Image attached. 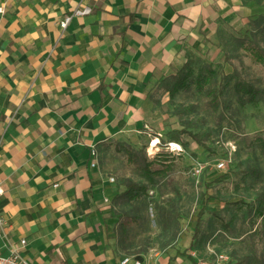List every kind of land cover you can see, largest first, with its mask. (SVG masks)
Returning <instances> with one entry per match:
<instances>
[{
    "label": "crops",
    "instance_id": "crops-1",
    "mask_svg": "<svg viewBox=\"0 0 264 264\" xmlns=\"http://www.w3.org/2000/svg\"><path fill=\"white\" fill-rule=\"evenodd\" d=\"M0 5V244L26 239L31 264H120L110 238L117 191L99 160L92 165V149L148 138L152 87L191 53L221 61L253 9L247 0ZM85 6L91 12L61 30L60 20Z\"/></svg>",
    "mask_w": 264,
    "mask_h": 264
},
{
    "label": "rangeland",
    "instance_id": "rangeland-1",
    "mask_svg": "<svg viewBox=\"0 0 264 264\" xmlns=\"http://www.w3.org/2000/svg\"><path fill=\"white\" fill-rule=\"evenodd\" d=\"M223 50L218 62L191 53L152 87L156 121L143 133L148 138L96 148L101 169L115 179L110 238L122 256L147 264H264V63L257 60L264 16L250 19ZM238 82L256 95L239 92ZM173 143L182 148L171 151Z\"/></svg>",
    "mask_w": 264,
    "mask_h": 264
},
{
    "label": "built area",
    "instance_id": "built-area-1",
    "mask_svg": "<svg viewBox=\"0 0 264 264\" xmlns=\"http://www.w3.org/2000/svg\"><path fill=\"white\" fill-rule=\"evenodd\" d=\"M4 12H5V6L0 5V13H4ZM90 12H91V8L89 6H85L84 8H80V7L76 8L73 14L66 15L63 19L60 20L59 25H60L61 30L64 31L68 27L74 15L87 14ZM175 147L176 146H170V150L176 151ZM177 147H179V149L182 148L181 145H178ZM91 155L93 157L92 165L95 166L98 160L97 150L93 148ZM224 164L225 163L222 161L218 164V167L221 168L224 166ZM201 169L198 168V172ZM114 180L115 179L112 177L111 181H114ZM3 192H4L3 181L0 177V196L3 194ZM4 224H5V218L1 214V211H0V234H5ZM20 243L21 245H25L26 239H22ZM21 245H13L10 243L7 246H2L0 244V264H31L29 260L23 255L22 250H21L22 248ZM120 264H144V260L136 256H133V255H124L120 258Z\"/></svg>",
    "mask_w": 264,
    "mask_h": 264
},
{
    "label": "trees",
    "instance_id": "trees-1",
    "mask_svg": "<svg viewBox=\"0 0 264 264\" xmlns=\"http://www.w3.org/2000/svg\"><path fill=\"white\" fill-rule=\"evenodd\" d=\"M248 4L251 5L252 9H253V16L257 17V16H264V2L259 3L258 0H247ZM259 53H257V60L261 61L264 63V54H262L260 51H258ZM237 86V90L239 92H245V93H249V95H256V92L258 91L255 87H251V86H247L245 83L243 82H238L236 84ZM244 95L241 93L240 97L243 100V102H247V101H253L252 99L254 97H252L250 100H245V98L243 97ZM179 254V252H178ZM182 254V253H181ZM180 255V254H179ZM184 255V254H182ZM188 256H190V254H188ZM141 258V257H140ZM142 259V258H141Z\"/></svg>",
    "mask_w": 264,
    "mask_h": 264
},
{
    "label": "bare ground",
    "instance_id": "bare-ground-1",
    "mask_svg": "<svg viewBox=\"0 0 264 264\" xmlns=\"http://www.w3.org/2000/svg\"><path fill=\"white\" fill-rule=\"evenodd\" d=\"M158 142H159V139H155L153 145L158 144ZM173 145H174V146H178L177 143H174Z\"/></svg>",
    "mask_w": 264,
    "mask_h": 264
}]
</instances>
